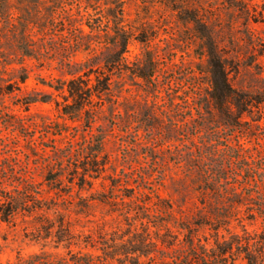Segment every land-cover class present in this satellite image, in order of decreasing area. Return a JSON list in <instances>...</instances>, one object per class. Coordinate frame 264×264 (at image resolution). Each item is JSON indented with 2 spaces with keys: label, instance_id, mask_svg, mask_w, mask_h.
<instances>
[{
  "label": "rangeland",
  "instance_id": "obj_1",
  "mask_svg": "<svg viewBox=\"0 0 264 264\" xmlns=\"http://www.w3.org/2000/svg\"><path fill=\"white\" fill-rule=\"evenodd\" d=\"M8 1L13 21L0 17V61L20 63L0 64V89L13 90L0 94V165L32 176L44 208L0 221V264L66 255L64 239L78 250L88 237L127 228L148 207H194L206 168L223 166L229 182L249 178L264 191V0ZM123 31L131 35L130 66L154 59L153 82L115 73L112 97L95 98L77 119L64 115L71 99L50 85L88 70L80 67L88 59L97 69ZM27 35L33 56L18 45ZM212 49L232 85L262 101L239 119L235 107L230 118L211 99ZM23 73L26 81L17 83ZM29 95L47 100L27 106ZM95 160L100 169L81 182ZM59 167L56 187L46 176Z\"/></svg>",
  "mask_w": 264,
  "mask_h": 264
},
{
  "label": "trees",
  "instance_id": "obj_2",
  "mask_svg": "<svg viewBox=\"0 0 264 264\" xmlns=\"http://www.w3.org/2000/svg\"><path fill=\"white\" fill-rule=\"evenodd\" d=\"M11 11L9 1L0 0V17L8 22L13 21ZM90 28L93 31V27ZM119 34V48L104 57L97 69L90 67L88 59L80 65H89L88 70L84 69L80 74L83 69L78 67V70L68 71L71 78L50 85L60 93L66 91V101L71 99L70 103L61 107L64 115L77 119L81 117L85 106L95 98L100 103L104 98L112 97V78L115 73L130 71L148 83L153 82L151 80L158 71L154 59L149 57L145 66L135 63L132 65L134 67L130 66L125 54L131 35L125 31ZM24 38L18 44L19 48L23 55L33 56L30 51L32 45L28 44L33 39L29 35L27 40ZM91 45L92 40H89L84 49L90 50ZM208 55L211 67L210 96L220 111L232 118L235 107L239 119L262 102L232 85L225 63L213 49ZM17 62L11 59L4 64L0 61V64L5 67ZM21 71L25 72V69ZM92 74L94 77H91ZM26 79L27 73H23L16 82L24 83ZM11 92L13 90L8 86L7 91L2 89L0 94ZM44 98L29 95L24 100L29 106L33 102L46 101ZM238 119L233 118L229 125L236 127ZM94 121V117H88V127ZM51 164L54 166L55 162ZM93 164V167L84 169L81 182H86L87 176H92L91 171L100 169L96 160ZM62 170L63 167H59L56 172L50 170L46 180L57 182L58 187ZM223 171V166L215 171L208 168L200 170V173L205 174L203 181L206 186L200 204L194 207H174L172 204L148 207L140 219L136 218L127 228L114 232L111 237H88L83 241L85 246L78 250L71 249L72 244L78 246V242L73 243V238L68 237L64 239L69 244L66 255L51 258L45 252L35 253L23 264H236L239 260L246 264H264V191L257 189L249 178L246 182L238 179L229 182ZM26 174L18 175L15 164L0 165V221L10 223L19 213L33 214L43 210L41 192L36 188L34 178ZM10 178L11 183H8ZM7 186L12 188L7 189Z\"/></svg>",
  "mask_w": 264,
  "mask_h": 264
}]
</instances>
